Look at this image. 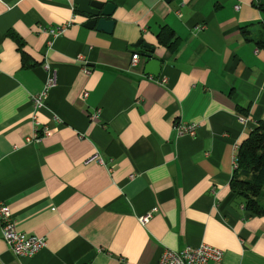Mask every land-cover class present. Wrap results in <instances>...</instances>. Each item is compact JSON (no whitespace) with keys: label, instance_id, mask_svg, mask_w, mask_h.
Instances as JSON below:
<instances>
[{"label":"crops","instance_id":"0c3cea01","mask_svg":"<svg viewBox=\"0 0 264 264\" xmlns=\"http://www.w3.org/2000/svg\"><path fill=\"white\" fill-rule=\"evenodd\" d=\"M93 1L113 5L110 34L85 29L73 0H0V205L18 232L45 239L26 258L0 237V264L90 252L87 264H155L162 249L201 243L223 252L220 264H264V217L228 188L236 146L264 120V15L252 0ZM162 26L179 40L174 53L156 43ZM9 32L34 66L22 67ZM138 40L161 63L154 80ZM51 71L36 112L47 133L25 143L30 97ZM177 123L194 136L177 137Z\"/></svg>","mask_w":264,"mask_h":264},{"label":"built area","instance_id":"2783aa9c","mask_svg":"<svg viewBox=\"0 0 264 264\" xmlns=\"http://www.w3.org/2000/svg\"><path fill=\"white\" fill-rule=\"evenodd\" d=\"M237 6H234V10ZM69 23L60 24L56 27H52L47 30L49 37L54 38L61 34ZM202 26H196V30L202 29ZM50 45V41L47 46ZM83 61L82 57H77ZM138 55L132 54L129 60V66L135 67L137 65ZM45 70L49 71V66L44 64ZM84 73H87V67L82 68ZM149 80H154L151 76H146ZM156 79V78H155ZM164 79H161L158 83H163ZM53 84L52 71L48 74L44 89L35 95L30 97L31 114L30 121L32 123V133L29 137L24 138L25 143L38 142L43 136L46 135L47 129L45 126L40 125L37 120V111L43 104L45 98V91ZM97 114V112H96ZM241 121V119H240ZM173 131L177 137L189 136L192 137L195 134V125L193 123H177L173 126ZM236 149V148H235ZM97 162L102 164L101 160L97 159ZM232 171L236 169L235 158L233 155ZM150 214H146L138 218L139 224L143 225L149 219ZM0 237L3 244L7 247L9 252L16 257L30 258L41 249L45 247V239L35 235H27L25 233L18 232L15 228V224L10 217L9 210L0 205ZM223 252L213 246L201 243L198 246H184L179 251H172L169 249H162L159 253L155 264H220L222 261Z\"/></svg>","mask_w":264,"mask_h":264},{"label":"trees","instance_id":"16d2710c","mask_svg":"<svg viewBox=\"0 0 264 264\" xmlns=\"http://www.w3.org/2000/svg\"><path fill=\"white\" fill-rule=\"evenodd\" d=\"M251 6L264 15V0H252ZM73 11L76 13L75 8ZM242 38L248 41V31L244 28L240 31ZM264 35V24L262 25ZM11 38L20 53L22 67L34 66L29 57L23 52V42L12 32L7 34ZM264 37V36H263ZM156 43L164 47L168 52L174 53L179 40L174 36L172 30L162 26L156 33ZM264 43L262 39L255 44L260 47ZM145 52V49L141 50ZM236 169L228 184L232 200L238 202L246 215L264 217V120L258 121L247 136L236 146L234 152Z\"/></svg>","mask_w":264,"mask_h":264},{"label":"water","instance_id":"95a60500","mask_svg":"<svg viewBox=\"0 0 264 264\" xmlns=\"http://www.w3.org/2000/svg\"><path fill=\"white\" fill-rule=\"evenodd\" d=\"M165 3L171 0H163ZM76 13L82 17L85 22L83 27L85 29H94L105 34H110L113 27V19L111 14L113 5L110 3L102 4L93 0H73ZM136 45H141L145 52H141L139 57L143 60L142 74L143 76H151L157 78L159 74L160 61L152 56L153 47L141 43L140 40ZM92 257V253H87L74 264H87Z\"/></svg>","mask_w":264,"mask_h":264}]
</instances>
